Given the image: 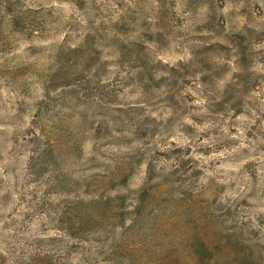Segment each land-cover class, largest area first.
<instances>
[{"label": "rangeland", "instance_id": "obj_1", "mask_svg": "<svg viewBox=\"0 0 264 264\" xmlns=\"http://www.w3.org/2000/svg\"><path fill=\"white\" fill-rule=\"evenodd\" d=\"M264 264V0H0V264Z\"/></svg>", "mask_w": 264, "mask_h": 264}, {"label": "trees", "instance_id": "obj_2", "mask_svg": "<svg viewBox=\"0 0 264 264\" xmlns=\"http://www.w3.org/2000/svg\"><path fill=\"white\" fill-rule=\"evenodd\" d=\"M44 263H45V264H51V263H50V262H48V261H45Z\"/></svg>", "mask_w": 264, "mask_h": 264}]
</instances>
